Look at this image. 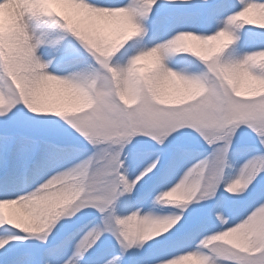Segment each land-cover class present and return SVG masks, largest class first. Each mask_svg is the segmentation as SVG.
<instances>
[{
  "label": "snow or ice",
  "instance_id": "snow-or-ice-1",
  "mask_svg": "<svg viewBox=\"0 0 264 264\" xmlns=\"http://www.w3.org/2000/svg\"><path fill=\"white\" fill-rule=\"evenodd\" d=\"M0 264H264V0H0Z\"/></svg>",
  "mask_w": 264,
  "mask_h": 264
}]
</instances>
